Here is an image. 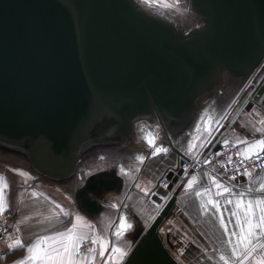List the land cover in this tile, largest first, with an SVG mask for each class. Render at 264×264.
Here are the masks:
<instances>
[{
	"label": "water",
	"instance_id": "obj_1",
	"mask_svg": "<svg viewBox=\"0 0 264 264\" xmlns=\"http://www.w3.org/2000/svg\"><path fill=\"white\" fill-rule=\"evenodd\" d=\"M189 1L204 20L190 32L134 0H0V146L63 181L89 150L131 144L139 122H158L179 157L153 196L161 204L190 159L173 139L223 70L236 81L258 70L251 102L264 106V0ZM109 176L98 173L94 187L82 188L86 211L98 207L89 190L105 196L95 179ZM117 180L100 183L119 192ZM176 200L174 193L123 264H180L170 233L161 232Z\"/></svg>",
	"mask_w": 264,
	"mask_h": 264
},
{
	"label": "crops",
	"instance_id": "obj_2",
	"mask_svg": "<svg viewBox=\"0 0 264 264\" xmlns=\"http://www.w3.org/2000/svg\"><path fill=\"white\" fill-rule=\"evenodd\" d=\"M255 93L256 91L251 94L254 96ZM253 98L249 94L234 96L227 92L215 91L200 102L191 124L181 135L173 139V144L188 158H201L202 168L181 176L161 204L154 202L153 196L159 188V181L169 168L176 165L179 157L167 143L168 138L158 122L154 124L139 122L136 138L131 144L96 147L86 152L85 155L98 153L97 156H100L101 152L112 151L118 152L121 156L123 153L128 158L119 161L118 167L93 170L95 166L92 162L93 158L90 157V163L85 164L83 168L88 178L79 187H76L71 179L56 181L43 177L31 166L24 168L12 166L10 164L13 161L10 157L0 156V177H2L0 189L6 196V200L0 197V207L6 203V210L2 213L9 211L13 214V219L0 237V264H14V261H19L26 255L27 246L41 237L64 232L73 223L77 225L76 235H87L90 241L93 236L103 238L106 251L101 257L99 243L93 245L92 247L96 248L93 264H123L137 242L135 235L139 227L147 228L174 193H177V200L172 213L161 227V232L164 237L170 233L171 240L175 244V249L170 250L178 260H180L178 254L183 255L184 252L187 256L201 258H218L221 255L241 256L242 253L234 256L231 245L228 243L229 239L235 241L237 238L226 234L220 224L222 215L226 223L231 221L227 223L230 231H239L236 227V218L228 211L233 208V205L226 204L224 209L217 211L211 205L205 209L202 204L208 199L218 200L222 204H225L226 198L235 201L236 193L243 192L249 187L258 188L259 184L264 182V170L252 172L250 176L247 175L241 180H227L214 161L215 155H212L217 141L232 139L236 142L247 141L251 144L264 138V106L253 104L255 103V101L251 102ZM263 98L264 95L258 101L259 104ZM256 129L261 131L258 132ZM182 137L184 139L181 144L177 141ZM150 138H155L154 145L148 143ZM192 144L195 147L190 149L189 146ZM238 144L241 145V149L246 147L245 143ZM141 147L147 149L143 154L134 156L132 151ZM157 147L165 148L167 152L153 155ZM140 156L144 157L143 162L137 159ZM15 159L17 158H14V164H18ZM121 169L124 171L122 172ZM90 171L92 172L89 175ZM102 172H109L110 176L97 178L95 183L105 196L97 199V196L89 190V196L92 200H97L98 207L88 212L81 204L82 188L84 186L91 188L94 183L93 176ZM193 176L197 177V183L192 188H188L187 181ZM213 176L221 184L234 190L231 196L227 193L216 195L218 189L212 183ZM117 178L122 179V189L119 192L101 186L100 180L117 186ZM5 182L8 184L7 189H3ZM203 188L210 189L211 196L201 198L195 195ZM257 195L253 191L246 199L256 198ZM64 212L67 215H64ZM77 216L80 217L79 221L75 219ZM122 218L125 224H130L131 227L126 228L122 235L116 236L115 233L120 227ZM17 237L24 242L25 247L8 248L7 245ZM263 241L264 238L260 240V242ZM113 248L121 249L124 255L113 252ZM80 253L88 254V250L80 251ZM35 264H41V262L37 260ZM81 264L84 262L81 261Z\"/></svg>",
	"mask_w": 264,
	"mask_h": 264
},
{
	"label": "snow or ice",
	"instance_id": "obj_3",
	"mask_svg": "<svg viewBox=\"0 0 264 264\" xmlns=\"http://www.w3.org/2000/svg\"><path fill=\"white\" fill-rule=\"evenodd\" d=\"M169 7H171V5H169ZM256 131L259 132L261 130L256 129ZM148 143L150 145H154L155 138H150ZM227 143L228 141H225V144ZM237 143L246 144V147L237 153V155L243 156L245 160L253 158L260 160L261 158H264V138L251 144L247 143V141H237ZM194 147V144L189 146L190 149ZM161 152L166 153L167 149L157 147L155 148L153 155ZM137 159L143 162L144 157L140 156L137 157ZM228 160L229 163H232L231 157H229ZM121 171L123 172L124 170L121 169ZM251 174L252 173L245 168L243 175L250 176ZM0 179H2V177H0ZM211 179L214 187L218 189L216 192L217 196L222 195L223 193H227L229 196L232 195L234 191L232 188L221 184L215 176ZM230 179L235 180L236 176H233ZM195 183H197V177L193 176L187 181V187L192 188ZM7 188L8 184L5 182L3 189ZM253 191L258 194L257 197L246 199V197L251 196ZM33 195H35V193H33ZM195 195L201 198L204 196H211V190L203 188L202 191H197ZM0 197H4L6 200V196H4L2 189H0ZM226 204L233 205V208L228 209V211L231 212V216L236 218V227L239 228L238 232L230 231L227 227V223H231V221L229 220L226 223L225 218L221 215L220 224L224 228L225 233L230 237L237 238L235 241L231 239L228 241L229 245H231L232 254L235 256L237 253H242L244 260H249V258L264 257V243H260V240L264 238V182H261L258 188L253 189L249 187L243 192L236 193L235 201L226 198L225 204H222L218 200L214 201L212 199H208L206 203L202 204V207L207 209V207L211 205L213 209L220 211L225 208ZM6 207V203L3 207H0V213L5 211ZM61 212H63V209H61ZM257 212L259 213L258 215ZM64 215H67V213L64 212ZM75 219L79 221L80 217L77 216ZM76 227L77 225L73 223L72 226L64 232H58L53 236L39 238L35 243L26 247V255L19 261H14V264H35L37 260H39L41 264H81V261H83L84 264H93V261L95 260L96 248H89L88 254L81 255V244L85 240H88L89 237L87 235H76ZM130 227L131 225H126L122 218L120 227L117 229L115 235H122L123 231ZM91 243L93 245H97L99 243V255L103 257L106 251L103 238L93 236L91 237ZM7 247L16 249L25 247V244L19 237H17L13 242L9 243ZM112 251L119 252L121 256L124 255L123 251L119 248H113ZM228 259H231V257ZM220 260L227 264V260L224 255L220 256ZM260 264H264V259L260 260Z\"/></svg>",
	"mask_w": 264,
	"mask_h": 264
},
{
	"label": "rangeland",
	"instance_id": "obj_4",
	"mask_svg": "<svg viewBox=\"0 0 264 264\" xmlns=\"http://www.w3.org/2000/svg\"><path fill=\"white\" fill-rule=\"evenodd\" d=\"M137 5L145 9L146 11L155 14L157 16L166 18L173 22L178 29L184 30V31H192L194 28H199L204 24V20L199 18L191 9L189 0H134ZM171 5V7H169ZM258 70L256 72L252 73L250 76L243 78L241 80L236 81L233 79L232 74L228 70H223L221 72L222 81L216 91L219 92H227L231 95H247L249 94L250 97H253V93L256 91L257 88H253V84L257 86L259 85L260 78L257 76ZM252 93V94H251ZM253 103V102H252ZM251 103V104H252ZM255 104V103H253ZM184 138H180L177 142L182 144V140ZM149 145V144H148ZM147 145V146H148ZM147 148H139L137 150L132 151L134 156L141 155L145 152ZM98 154V153H97ZM97 154H84L82 156V160L80 161L78 165V169L76 174L73 176L72 183L79 187L81 186L86 179L88 178V175L84 174V166L85 164L90 163V157L93 158L92 162H94L95 169L98 168H108V167H118L119 161H124L126 158H128L125 154L122 153L121 155H118V152H101L100 156H97ZM0 156L6 158L7 156L10 157L13 161L12 166L15 167H30L28 159L26 156L17 150L11 149V148H5L0 146ZM14 158L15 162L18 164H14ZM193 159V158H192ZM93 166V165H92ZM92 171L89 172V175ZM146 227H139V229L136 232L135 239L138 242L140 236L144 233L146 230ZM136 242V243H137ZM260 243H264L260 242ZM136 245V244H135ZM175 249V248H173ZM180 264H225L224 261L220 260V257H211V258H201L200 256H187L185 255V252L182 254H178ZM231 257V259H228ZM255 257V254H254ZM227 260V264H260V260L264 259V257H256V258H249V260H244L243 255L239 257H233L230 255H227L225 257Z\"/></svg>",
	"mask_w": 264,
	"mask_h": 264
},
{
	"label": "built area",
	"instance_id": "obj_5",
	"mask_svg": "<svg viewBox=\"0 0 264 264\" xmlns=\"http://www.w3.org/2000/svg\"><path fill=\"white\" fill-rule=\"evenodd\" d=\"M225 141H228V143L225 144ZM217 146H218L217 150L216 151L215 149L213 150L215 151L214 161L216 162L222 176L227 180L237 181L245 178L247 176V175H243L245 168H247L251 173L255 171L264 170V158H261L260 160H256L255 158L245 160L243 156L237 155V153L240 152L242 149H241V145L238 144L236 141L232 139L217 141L215 147ZM229 157L232 158V163H229L228 160ZM202 163L203 161L201 158H193L185 161L182 167L185 169V174H186L191 170L197 171L200 168H202ZM233 176H236L235 180L230 179ZM168 183L169 180L166 178V176H163L159 181V186L165 187V185L167 186ZM12 219H13L12 212L6 211L0 214V237L6 231ZM92 246L93 244L91 243V241L86 240L80 247V251H86Z\"/></svg>",
	"mask_w": 264,
	"mask_h": 264
},
{
	"label": "bare ground",
	"instance_id": "obj_6",
	"mask_svg": "<svg viewBox=\"0 0 264 264\" xmlns=\"http://www.w3.org/2000/svg\"><path fill=\"white\" fill-rule=\"evenodd\" d=\"M189 3H190V1H189ZM190 6H191V4H190ZM203 20V19H202ZM139 105V104H138ZM26 158L28 159V162H30V158H29V156H26ZM30 164V163H29ZM36 172V171H35ZM37 174H39L38 172H36ZM39 175H41V176H43V177H46V176H44V175H42V174H39ZM69 179H72V177L71 178H69ZM69 179H67V180H69Z\"/></svg>",
	"mask_w": 264,
	"mask_h": 264
}]
</instances>
